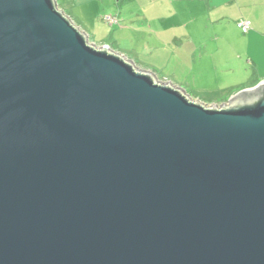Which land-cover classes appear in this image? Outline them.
Wrapping results in <instances>:
<instances>
[{
	"label": "water",
	"instance_id": "obj_1",
	"mask_svg": "<svg viewBox=\"0 0 264 264\" xmlns=\"http://www.w3.org/2000/svg\"><path fill=\"white\" fill-rule=\"evenodd\" d=\"M0 264H264V81L206 104L0 0Z\"/></svg>",
	"mask_w": 264,
	"mask_h": 264
},
{
	"label": "crops",
	"instance_id": "obj_2",
	"mask_svg": "<svg viewBox=\"0 0 264 264\" xmlns=\"http://www.w3.org/2000/svg\"><path fill=\"white\" fill-rule=\"evenodd\" d=\"M137 1L56 0L90 42L109 46L161 82L187 88L188 77L199 78L216 87L202 92L205 96H231L264 81V0H146L150 10L158 8L154 16L145 7L137 9ZM76 4L85 7L77 23L72 19ZM183 7L194 10L190 19L184 18ZM90 10L93 20L84 29L80 20H91ZM109 16L121 23L113 32L105 22ZM239 22H247L249 30L243 33Z\"/></svg>",
	"mask_w": 264,
	"mask_h": 264
},
{
	"label": "rangeland",
	"instance_id": "obj_3",
	"mask_svg": "<svg viewBox=\"0 0 264 264\" xmlns=\"http://www.w3.org/2000/svg\"><path fill=\"white\" fill-rule=\"evenodd\" d=\"M136 3H139V4H137L136 6H137V9L139 8V7H145L146 8V10L148 11V10H150V8L147 6L148 5V3L146 2V0H139V1H137ZM185 6V5H184ZM188 6V5H187ZM59 7V6H58ZM173 8H175L177 11H179L180 12V9L178 8V6H172ZM85 7H84V5H82V4H76V9L74 10V18H72V19H74V21L77 23L78 22V20H77V15H79V14H81L82 12H84L85 11V9H84ZM60 9V8H59ZM136 9V10H137ZM158 9V8H157ZM157 9L155 10V8L153 7V9H151L150 10V12H152V14H153V16H154V13L153 12H157ZM136 10H134V11H136ZM104 11H107V10H104ZM104 11H102V13L104 12ZM147 11H145V10H143V14L145 15V14H148V12ZM183 15H184V18L185 19H188L189 17L191 18V14L194 12V10L193 9H191L190 7H183ZM92 10H90L89 12H86L88 15H89V17H91V20H89V18H86V17H84V16H82V19L80 20V21H83V23H82V25H83V27H84V29H88V27H89V25L92 23V20H93V15H92ZM113 13V12H112ZM142 14V15H143ZM71 17V16H70ZM189 18V19H190ZM73 21V20H72ZM118 26H121V23L118 25ZM118 26H110V27H108V29H109V31L110 32H113L114 31V29H117L116 27H118ZM140 47H138V49H139ZM141 49V48H140ZM187 88H183V87H180V88H182L183 90H186L187 91V93L191 96V97H195L196 95L197 96H199V99L201 100V101H203V103H205L206 102V100H207V96H205L204 95V93L202 94V92H205V91H209V92H211L212 90H215L216 89V87H215V85H214V82L211 84V82H209V81H205V80H201V79H199V78H197L196 80H193V78H191L190 79V77H188V84H187V86H186ZM242 90H244V89H242ZM242 90H235L236 92H234L231 96H233V95H235L236 93H238V92H240V91H242ZM202 94V95H201ZM230 96V97H231ZM229 97V98H230ZM205 101V102H204ZM213 102H215L214 104H221V103H224V102H221V100L220 99H217V100H213ZM210 104H213V103H210Z\"/></svg>",
	"mask_w": 264,
	"mask_h": 264
},
{
	"label": "built area",
	"instance_id": "obj_4",
	"mask_svg": "<svg viewBox=\"0 0 264 264\" xmlns=\"http://www.w3.org/2000/svg\"><path fill=\"white\" fill-rule=\"evenodd\" d=\"M105 22L109 25V26H117L119 25L118 23V19L116 16H109L106 17ZM238 29H240L243 33L247 32L249 30V24L247 22H239L237 24ZM226 102V101H225ZM224 102V103H225ZM214 104V103H213Z\"/></svg>",
	"mask_w": 264,
	"mask_h": 264
},
{
	"label": "trees",
	"instance_id": "obj_5",
	"mask_svg": "<svg viewBox=\"0 0 264 264\" xmlns=\"http://www.w3.org/2000/svg\"><path fill=\"white\" fill-rule=\"evenodd\" d=\"M230 97V94H223V93H212L207 95V100L205 103H213V100L220 99L221 102L227 101V99ZM215 103V102H214Z\"/></svg>",
	"mask_w": 264,
	"mask_h": 264
}]
</instances>
